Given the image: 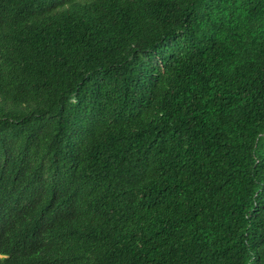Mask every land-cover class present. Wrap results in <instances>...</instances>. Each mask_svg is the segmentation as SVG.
<instances>
[{"label": "trees", "instance_id": "obj_1", "mask_svg": "<svg viewBox=\"0 0 264 264\" xmlns=\"http://www.w3.org/2000/svg\"><path fill=\"white\" fill-rule=\"evenodd\" d=\"M0 264H264V0H0Z\"/></svg>", "mask_w": 264, "mask_h": 264}, {"label": "clouds", "instance_id": "obj_2", "mask_svg": "<svg viewBox=\"0 0 264 264\" xmlns=\"http://www.w3.org/2000/svg\"><path fill=\"white\" fill-rule=\"evenodd\" d=\"M8 254L9 253H1L0 252V261L3 260V259H6L8 257Z\"/></svg>", "mask_w": 264, "mask_h": 264}]
</instances>
